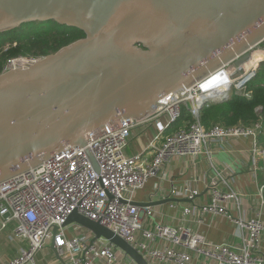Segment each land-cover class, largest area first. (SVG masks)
<instances>
[{
	"label": "water",
	"instance_id": "obj_1",
	"mask_svg": "<svg viewBox=\"0 0 264 264\" xmlns=\"http://www.w3.org/2000/svg\"><path fill=\"white\" fill-rule=\"evenodd\" d=\"M47 21L86 37L53 55L21 59L20 67L0 75V180L67 144L84 147L99 174L87 133L116 118L153 113L162 97L225 63L234 61L231 79L245 76L264 38V0H0V33ZM70 226L77 235L108 241L134 264H150L77 211L63 224ZM42 258L39 251L36 264Z\"/></svg>",
	"mask_w": 264,
	"mask_h": 264
},
{
	"label": "built area",
	"instance_id": "obj_2",
	"mask_svg": "<svg viewBox=\"0 0 264 264\" xmlns=\"http://www.w3.org/2000/svg\"><path fill=\"white\" fill-rule=\"evenodd\" d=\"M233 64L234 61L225 63L193 86L162 97L153 113L140 118H116L87 133L85 143L99 166V174L84 147L67 144L40 164L0 180V229L14 224V238L28 244L27 249L5 264H36V255L45 248L48 239L53 240L55 247L57 259L54 264H119L121 258L134 264L108 241L95 240L92 234L86 238L77 235V226L64 228L63 224L74 211L112 230L142 253L150 264H189L192 252L213 264H264V257L259 253L264 233V221L260 217L236 221L246 234L242 244L233 247L211 244L204 235L194 233L186 226L156 224L153 228L148 227L143 217L151 216L152 208L141 209L133 204L136 193L157 178L172 159L197 161L203 156L211 157L217 150L239 139L252 140L251 164L254 174L257 173V157L264 158V147L259 141L264 131L262 122L253 126L215 125L208 129L200 117H196L187 128L171 131L181 117L183 105L192 108L195 115L194 111L206 103L205 99L223 98L232 88L240 90L255 77L258 65L245 76L231 79L229 90L223 95L208 98L204 84L225 72L231 78L236 72V69L233 73L230 71ZM9 68L10 65L6 71L12 69ZM156 119L158 135L155 142L160 145H151L153 154L128 156L126 148L133 130ZM184 191L191 199L196 195L195 191ZM263 191L264 186L261 187ZM173 192L177 193V190L174 188ZM213 197L215 201L203 208V212L227 215L218 205L222 194L214 191ZM227 198L239 201L235 193ZM186 214L190 211L186 210ZM56 227L58 231L54 236Z\"/></svg>",
	"mask_w": 264,
	"mask_h": 264
},
{
	"label": "crops",
	"instance_id": "obj_3",
	"mask_svg": "<svg viewBox=\"0 0 264 264\" xmlns=\"http://www.w3.org/2000/svg\"><path fill=\"white\" fill-rule=\"evenodd\" d=\"M157 119L133 130L126 148L128 156L145 152L153 154L151 145L159 144L155 142L158 135ZM161 121L166 122L165 118ZM251 142V139L232 141L211 157L203 156L197 161L186 158L169 161L160 175L150 180L135 195L134 203L141 206L147 207L148 204L157 202L161 204L150 207L151 216L143 217L146 225L152 228L156 224L186 226L194 233L204 235L211 244H228L233 247L241 245L246 231L236 221H248L256 217L264 221V191L261 192V187L264 186V158L260 156L258 171L254 174ZM174 188L177 193L173 192ZM185 189L196 192L193 199ZM214 191L222 194L218 205L227 215L203 212V208L215 201ZM232 193L239 196L238 202L227 198ZM186 210L190 214H186ZM13 230L14 224L7 229H0V264H5L28 248L26 242L14 238ZM52 244L53 240H50L49 246L41 251L44 258L39 260L40 264H54L57 256L51 248ZM259 253L264 257V233ZM191 255L192 261L189 264H213L193 252ZM119 264L128 262L121 258Z\"/></svg>",
	"mask_w": 264,
	"mask_h": 264
},
{
	"label": "trees",
	"instance_id": "obj_4",
	"mask_svg": "<svg viewBox=\"0 0 264 264\" xmlns=\"http://www.w3.org/2000/svg\"><path fill=\"white\" fill-rule=\"evenodd\" d=\"M86 37L82 30L58 24L55 21L33 22L0 33V75L15 59L37 60L53 55L74 42ZM200 120L206 128L253 126L264 122V61L256 75L241 90H231L222 100L208 101L199 107ZM193 110L182 106L180 119L171 131L187 128L185 119L193 121ZM264 147V131L259 137Z\"/></svg>",
	"mask_w": 264,
	"mask_h": 264
},
{
	"label": "bare ground",
	"instance_id": "obj_5",
	"mask_svg": "<svg viewBox=\"0 0 264 264\" xmlns=\"http://www.w3.org/2000/svg\"><path fill=\"white\" fill-rule=\"evenodd\" d=\"M264 60V55L259 52V54H252L250 61L245 65V68L249 70L250 68H254L260 62ZM231 78L225 72L224 74L212 78L210 81L204 84L203 89L205 92H208V98L217 97L223 95L227 90H229V86L232 83Z\"/></svg>",
	"mask_w": 264,
	"mask_h": 264
},
{
	"label": "rangeland",
	"instance_id": "obj_6",
	"mask_svg": "<svg viewBox=\"0 0 264 264\" xmlns=\"http://www.w3.org/2000/svg\"><path fill=\"white\" fill-rule=\"evenodd\" d=\"M259 52H261V54H263L264 55V43H262V44H260L254 51H253V53H255V54H259ZM21 59H23V58H19V59H15V60H13L9 65H10V68H12V69H14V68H17V67H20L19 65H15V63L17 62V61H19V60H21ZM27 60H29V59H27ZM38 60V59H37ZM264 61V60H263ZM8 65V66H9ZM7 66V67H8ZM9 68V69H10ZM251 69V68H250ZM252 69H254V68H252ZM11 70V69H10ZM232 73H233V71H234V69L233 68H231V70H230ZM210 72H207L206 74H204L203 76H201L199 79H197V81H201L202 79H204L205 77H207V75L209 74ZM196 81V82H197ZM233 90H237L236 88H232ZM242 89V88H241ZM240 89V90H241ZM227 95H228V93H227ZM227 95H225V97H227ZM225 97H223V98H220V99H218V100H222V99H225ZM216 101V100H215ZM195 112V115H194V113H193V121H191L190 120V118H187V119H185V122H184V124L185 125H187V124H190V123H192V122H194L195 120H196V117L197 118H199L200 117V113H199V110H197V112L196 111H194ZM260 122H262L263 124H264V122L263 121H260ZM257 159L259 160L260 159V156L258 155V157H257ZM75 226H70V227H68L69 229H71V228H74ZM68 229V230H69ZM84 238H86V237H89V234H87V235H84L83 236ZM49 244H50V239H48L46 242H45V248H47L48 246H49Z\"/></svg>",
	"mask_w": 264,
	"mask_h": 264
}]
</instances>
